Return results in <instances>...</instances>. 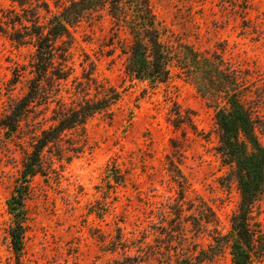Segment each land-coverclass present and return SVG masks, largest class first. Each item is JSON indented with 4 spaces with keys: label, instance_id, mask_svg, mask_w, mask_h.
I'll return each instance as SVG.
<instances>
[{
    "label": "rangeland",
    "instance_id": "374dc122",
    "mask_svg": "<svg viewBox=\"0 0 264 264\" xmlns=\"http://www.w3.org/2000/svg\"><path fill=\"white\" fill-rule=\"evenodd\" d=\"M44 1L57 12L66 0ZM149 2L163 40L182 55L189 47L209 57L220 54L254 82L249 97H264V0ZM0 4L22 13L10 0ZM126 14L121 26L106 11L72 26L70 36L58 42L55 66L21 129L8 135L0 128V264H17L8 201L34 135L54 124L62 110L102 98L109 89L119 93L115 104L44 149L45 174L30 179L23 206L20 263L233 264L230 246L215 242L233 233L230 220L240 201L235 183L229 190L222 184L229 167L216 150L217 101L203 88L197 68L187 77L174 64L165 82L128 72L124 51L137 40L142 22L135 12ZM0 25L12 31L1 20ZM33 52L31 44L0 36V118L28 90ZM256 109L264 123V98ZM178 111L190 117L196 133L187 124L174 126ZM177 170L187 180L182 200L172 180ZM203 202L215 211V222H200ZM249 221L255 233L251 264H264V191Z\"/></svg>",
    "mask_w": 264,
    "mask_h": 264
},
{
    "label": "trees",
    "instance_id": "16d2710c",
    "mask_svg": "<svg viewBox=\"0 0 264 264\" xmlns=\"http://www.w3.org/2000/svg\"><path fill=\"white\" fill-rule=\"evenodd\" d=\"M10 1L18 5L22 13L16 12L15 8L5 10L0 4V20L6 25H11L12 29L9 32L0 25V36H7L19 44H31L34 52L29 63V73L32 77L29 79L28 90L13 103L10 112L0 118V128L8 135L15 134L21 129L30 108L41 96L44 79L55 66L58 42L70 36L72 26L83 20H98L102 17L103 11L113 18L116 25L121 26V23L127 22V9L135 12L142 23L138 29L137 40L124 51L128 54L127 71L135 76L146 75L151 81L165 82L174 64H178L187 77L193 74L191 72L194 68H197L203 88L208 89L217 101L215 123L219 145L216 150L222 165L229 167L222 184L229 190L235 183L240 192V201L230 220L233 233L219 235L215 242L219 247L230 246L233 264H251L255 233L249 217L253 204L264 191V144L257 132L264 123L258 117L256 105L264 97L261 95V99L259 96L252 99L247 95V92H251L249 89L251 84L254 83L250 82L247 74L243 75L240 70L233 69L217 53L209 57L189 47L188 51L184 50L187 51L186 54L182 55L183 51L162 39L149 0H66L59 6L61 10L57 12L51 10L44 0ZM16 74L19 76L20 70L17 69ZM200 92L206 96L201 90ZM118 99L119 93L109 89L102 98L87 99L76 108L62 110L54 124L43 129L40 134L34 135L31 149L22 161V169L17 180L20 182L8 201L9 212L14 218L9 236L17 264H21L19 256L25 238L26 212L23 206L30 194L28 183L35 175L45 174L44 149L57 141L66 130L85 123L97 113L107 111ZM176 115L172 119L175 127L187 124L194 133L197 132L191 124L190 117L186 119L180 111ZM171 165L173 168L178 167L173 160ZM119 179L120 177L118 179L116 177V182ZM172 180L179 187V199L182 200L185 198L187 180L179 170L172 176ZM180 215L181 213L177 211V217ZM199 217L200 222L208 224L215 222L217 216L215 211L203 202ZM200 222L196 226L205 227Z\"/></svg>",
    "mask_w": 264,
    "mask_h": 264
}]
</instances>
